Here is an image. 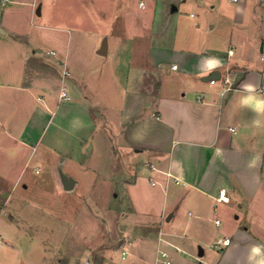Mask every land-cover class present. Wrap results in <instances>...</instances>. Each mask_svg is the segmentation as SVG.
<instances>
[{
  "label": "crops",
  "instance_id": "0c3cea01",
  "mask_svg": "<svg viewBox=\"0 0 264 264\" xmlns=\"http://www.w3.org/2000/svg\"><path fill=\"white\" fill-rule=\"evenodd\" d=\"M42 1L0 0V190L41 188L44 179H21L39 148L49 175L71 161L105 176L123 199L125 186L148 181L150 190L138 189L122 213L134 215L128 224L138 226L139 240L119 234V258L117 246L82 245L75 257L84 262L71 255V264H154L159 250L170 259L201 258L206 248L216 252L220 238H229V247L206 264H264V95L257 91L264 0L148 1L147 31L134 37L142 48L126 38L118 46L117 66L127 72L132 59L129 87L102 88L98 101L72 67L73 36L51 32L60 54L38 48L32 28L43 27L35 25ZM103 41L105 55L96 53L108 58ZM64 87L69 99L60 98ZM94 149L102 153L97 171ZM32 171L39 175L42 168ZM65 176L73 191L79 181ZM4 233L0 226V264H17V237Z\"/></svg>",
  "mask_w": 264,
  "mask_h": 264
},
{
  "label": "rangeland",
  "instance_id": "374dc122",
  "mask_svg": "<svg viewBox=\"0 0 264 264\" xmlns=\"http://www.w3.org/2000/svg\"><path fill=\"white\" fill-rule=\"evenodd\" d=\"M42 2L43 13L35 19V25L43 27L32 28L39 49L44 52L53 49L60 54L63 48H60V43H55L51 34L58 33L63 40L73 36L70 61L73 69L89 82L94 100H99L98 93L102 88L118 92L122 87H129L130 75L133 72L132 59L127 61V72L122 68V64L116 65V60L118 62V46L125 43V38L133 40V49L142 48V40L134 38L140 29L147 31L142 19L146 12L138 7V0ZM186 10L187 14L191 11ZM53 27L57 29L52 30ZM128 32L131 38H128ZM119 35L124 38L121 39ZM104 37H107L109 42L108 58L96 53ZM126 77L128 83L125 82ZM68 90L72 96L73 90L69 85ZM94 151L96 158L93 163L96 164L97 171L98 165L101 164V160L97 158H100L102 153L98 154L97 149ZM43 153L42 148L37 150L21 178L44 179L41 188L35 186L24 191L18 187L12 192L0 190V226L3 232L17 237L15 247L19 254L17 258L20 260L17 264H71V255L75 257L82 245L94 250L99 247L117 246L115 256L118 255L119 258L121 248L118 245L122 242L119 234L136 242L139 240L137 236L140 235L138 226L133 229L131 224H128L134 215L122 213L128 211L129 199L138 197V189L140 194H146L150 190L148 181L139 178L135 187L125 186L127 199H123L121 190L115 189L114 183L108 182L105 176L94 175L84 170L80 164L64 160L61 168L63 174L75 178L79 184L73 191H62L58 188L59 173L49 175L47 163L41 162ZM53 161L57 164V156H53ZM144 162L142 157V163ZM36 165L42 168L39 175L32 171V167ZM8 220L12 221L10 226L7 225ZM125 224H128L127 230H121ZM230 224L231 218L228 215L222 224L223 233L229 231ZM215 253L206 248L205 257L197 258L179 253L174 255L173 259L171 255V259L172 264H206L210 258H216ZM92 257L97 256L94 254ZM75 258L81 263L84 262L81 254Z\"/></svg>",
  "mask_w": 264,
  "mask_h": 264
},
{
  "label": "built area",
  "instance_id": "2783aa9c",
  "mask_svg": "<svg viewBox=\"0 0 264 264\" xmlns=\"http://www.w3.org/2000/svg\"><path fill=\"white\" fill-rule=\"evenodd\" d=\"M148 1H150V0H138L137 5H138V7L140 9H144L146 7ZM263 5H264V3H263ZM50 53L54 54V52H50ZM260 61L262 63L261 76H262V79H263V85L257 91H258V93L264 95V42H263L262 52H261V55H260ZM172 68L175 69L176 66L174 65V66H172ZM210 82L213 84L214 80L212 79ZM60 98L69 99L66 87L61 89ZM221 194H223V192ZM219 199L220 200L221 199L224 200L222 198V196H220ZM216 223H218V221H216ZM229 245H230V239L229 238H220V239H218V240H216L214 242L213 248H214V250L216 252L221 253L227 247H229ZM85 264H89V263L86 262ZM154 264H171V259H170V256H169L168 252L165 251V250H159L158 251V256H157Z\"/></svg>",
  "mask_w": 264,
  "mask_h": 264
},
{
  "label": "water",
  "instance_id": "95a60500",
  "mask_svg": "<svg viewBox=\"0 0 264 264\" xmlns=\"http://www.w3.org/2000/svg\"><path fill=\"white\" fill-rule=\"evenodd\" d=\"M105 51H106V42L103 41L102 44H101V47L100 49L98 50V54L99 55H105ZM213 75H210L209 78H211ZM59 176H60V179H61V182H62V185H63V189L65 191H70L73 189L74 187V181L68 177H66L62 172H59ZM199 254L202 255V251L200 250L199 251Z\"/></svg>",
  "mask_w": 264,
  "mask_h": 264
}]
</instances>
